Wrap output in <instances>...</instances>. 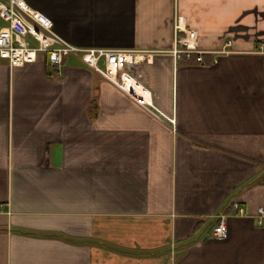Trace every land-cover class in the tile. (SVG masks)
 Returning <instances> with one entry per match:
<instances>
[{
  "label": "crops",
  "instance_id": "1",
  "mask_svg": "<svg viewBox=\"0 0 264 264\" xmlns=\"http://www.w3.org/2000/svg\"><path fill=\"white\" fill-rule=\"evenodd\" d=\"M29 2L78 47L149 50L152 97L75 56L56 76L42 53L0 57V264H264V0ZM176 14L202 49L233 52L163 53Z\"/></svg>",
  "mask_w": 264,
  "mask_h": 264
},
{
  "label": "built area",
  "instance_id": "2",
  "mask_svg": "<svg viewBox=\"0 0 264 264\" xmlns=\"http://www.w3.org/2000/svg\"><path fill=\"white\" fill-rule=\"evenodd\" d=\"M0 57L11 66H23L37 60L44 54L52 75H60V67L69 56L79 58L104 79L126 93L139 104L150 105L152 93L143 82L138 64L146 60L149 50H121L107 48H81L59 36L54 29L52 18L32 6L29 0H0ZM225 47L217 50H204L200 47L199 34L187 26L184 18L175 15L173 48L163 53L171 54L174 59L195 60L202 65H214L219 57L228 52ZM229 46V47H230ZM259 53L264 54V44ZM210 56V62L205 61ZM235 214L246 215V208L239 201L231 204ZM216 224L212 236L224 239L228 235L227 215L220 213L214 217ZM256 224H264V207L258 209Z\"/></svg>",
  "mask_w": 264,
  "mask_h": 264
},
{
  "label": "rangeland",
  "instance_id": "3",
  "mask_svg": "<svg viewBox=\"0 0 264 264\" xmlns=\"http://www.w3.org/2000/svg\"><path fill=\"white\" fill-rule=\"evenodd\" d=\"M0 24H3L1 20H0ZM229 46H230V45H228V47H229ZM228 47H227V49H226L228 52H226L225 54H229V53H232V52H233V51L231 50V48H228ZM258 51H260V47L258 48Z\"/></svg>",
  "mask_w": 264,
  "mask_h": 264
}]
</instances>
